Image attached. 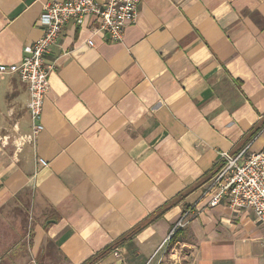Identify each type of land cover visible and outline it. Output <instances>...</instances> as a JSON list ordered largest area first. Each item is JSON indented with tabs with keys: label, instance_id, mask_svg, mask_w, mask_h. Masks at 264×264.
<instances>
[{
	"label": "crops",
	"instance_id": "crops-1",
	"mask_svg": "<svg viewBox=\"0 0 264 264\" xmlns=\"http://www.w3.org/2000/svg\"><path fill=\"white\" fill-rule=\"evenodd\" d=\"M53 1L0 0V64L22 61ZM138 1L121 43L93 33L91 19L64 27L45 58L34 143L17 147L16 132L33 131L28 86L0 75V209L30 195L44 223L33 250L47 248L48 264H86L186 192L95 264H163L187 210L195 218L174 240L192 264H264L256 216L204 197L224 155L264 150V127L253 138L264 122V0Z\"/></svg>",
	"mask_w": 264,
	"mask_h": 264
},
{
	"label": "built area",
	"instance_id": "built-area-1",
	"mask_svg": "<svg viewBox=\"0 0 264 264\" xmlns=\"http://www.w3.org/2000/svg\"><path fill=\"white\" fill-rule=\"evenodd\" d=\"M138 4V0H54L45 5L39 20L42 37L24 48V57L19 64H0V75H16L28 86V110L33 124L29 142L34 143L44 130L43 108L50 89L45 58L60 39L64 27L70 22L83 27L86 20L91 19L93 33L105 34L111 42L121 43L126 28L137 21ZM224 157V167L204 196L208 207L216 208L226 202L235 213L252 212L257 223L264 227V150L257 152L246 148L237 155L226 154ZM39 163L44 168L49 166L43 159ZM194 218L191 210L185 211L162 247H169L172 237Z\"/></svg>",
	"mask_w": 264,
	"mask_h": 264
},
{
	"label": "rangeland",
	"instance_id": "rangeland-1",
	"mask_svg": "<svg viewBox=\"0 0 264 264\" xmlns=\"http://www.w3.org/2000/svg\"><path fill=\"white\" fill-rule=\"evenodd\" d=\"M25 112L24 108H20ZM13 125L12 128H14ZM18 136L17 147H23L28 141L30 135ZM46 224V223H45ZM44 223L35 216L31 209L30 195L21 203H11L0 209V254L4 253L11 245L8 251L12 254V264H48L43 256V251L35 252L33 250L34 238L38 226L42 227ZM178 238L171 241L166 251L163 264H192L191 248H181L177 245ZM58 264V262H57Z\"/></svg>",
	"mask_w": 264,
	"mask_h": 264
},
{
	"label": "trees",
	"instance_id": "trees-1",
	"mask_svg": "<svg viewBox=\"0 0 264 264\" xmlns=\"http://www.w3.org/2000/svg\"><path fill=\"white\" fill-rule=\"evenodd\" d=\"M263 127H264V122L261 123L260 126L257 127V129L255 130V132L253 134V138L263 129ZM223 167H224V165H221L220 167H218L215 170V172H213V174H212L211 177L212 178L215 177L220 172V170ZM185 197H186V192L185 193H182V194H179L173 200L169 201L163 207H161L160 209H158L155 213H153L150 216H148L145 220H143L140 224H138L136 227H134L132 230H130L128 233H126L123 237H121L115 243H113L110 246H108L103 252H101L100 254H98L97 256H95L94 258H92L91 260H89L86 264H95V263H97L98 260L102 256H104L105 254H107L110 251H112L114 248H116L119 245H121L127 238H131L132 236H136L137 234H139L143 230H145L149 225H151L155 221L161 219L169 210H171L172 208L176 207L181 201H183ZM48 221H50V220H48ZM47 222L45 224L46 227H48V226H50L52 224V223H50V224L47 225ZM178 234H179V232L172 237V240H174V238Z\"/></svg>",
	"mask_w": 264,
	"mask_h": 264
},
{
	"label": "flooded vegetation",
	"instance_id": "flooded-vegetation-1",
	"mask_svg": "<svg viewBox=\"0 0 264 264\" xmlns=\"http://www.w3.org/2000/svg\"><path fill=\"white\" fill-rule=\"evenodd\" d=\"M11 248V245L9 246ZM9 248L5 250L4 253L0 254V264H12V254L11 251H8Z\"/></svg>",
	"mask_w": 264,
	"mask_h": 264
},
{
	"label": "water",
	"instance_id": "water-1",
	"mask_svg": "<svg viewBox=\"0 0 264 264\" xmlns=\"http://www.w3.org/2000/svg\"><path fill=\"white\" fill-rule=\"evenodd\" d=\"M53 222H54V220L53 221L50 220V221L47 222V225L50 224V223H53ZM45 227H46V225H45Z\"/></svg>",
	"mask_w": 264,
	"mask_h": 264
}]
</instances>
